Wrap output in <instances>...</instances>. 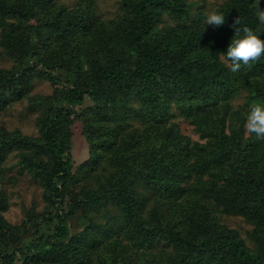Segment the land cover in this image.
<instances>
[{"label": "trees", "instance_id": "1", "mask_svg": "<svg viewBox=\"0 0 264 264\" xmlns=\"http://www.w3.org/2000/svg\"><path fill=\"white\" fill-rule=\"evenodd\" d=\"M258 3L224 1L214 28L190 0H120L109 22L91 0H0L13 62L0 70V110L27 101L38 129H0V184L15 181L13 155L44 203L13 225L0 185V264H264V139L244 129L264 104V56L236 73L219 58L236 18L264 40ZM36 79L52 93L32 95ZM76 120L88 157L74 166ZM222 215L252 227L250 245Z\"/></svg>", "mask_w": 264, "mask_h": 264}, {"label": "rangeland", "instance_id": "2", "mask_svg": "<svg viewBox=\"0 0 264 264\" xmlns=\"http://www.w3.org/2000/svg\"><path fill=\"white\" fill-rule=\"evenodd\" d=\"M83 1L88 0H58L59 3L73 9L80 5ZM94 5L95 13L98 17L109 22L114 19L119 13L120 0H91ZM195 3V6L202 7L204 11L216 10L226 0H190ZM261 10H264V0H260ZM29 63L35 62L34 57L28 58ZM13 66L12 60L0 50V70L10 69ZM53 91L52 85L46 80L36 79L33 84L32 95H50ZM241 103V101H237ZM37 112L30 111L28 102L16 103L6 110H0V129L19 130L21 134L26 136H38L36 127ZM183 133L190 136L194 141L202 142L197 132L188 122L178 119ZM82 122L76 120L74 124V137L71 139V154L74 161V166L80 164L88 157V145L85 138L82 136ZM18 158L11 156L6 163L9 168L7 177L15 181H7L0 184L5 194L8 195V210L4 216L6 220L13 225H22L27 220V211L33 210L36 214L42 212L44 203L42 199L41 188L27 173L19 171L16 164ZM4 185V186H3ZM76 219L70 221V224H75ZM220 222L230 229H235L244 239L247 245H250L248 233L252 227L241 217L222 215ZM75 229V228H72ZM76 230V229H75Z\"/></svg>", "mask_w": 264, "mask_h": 264}, {"label": "clouds", "instance_id": "3", "mask_svg": "<svg viewBox=\"0 0 264 264\" xmlns=\"http://www.w3.org/2000/svg\"><path fill=\"white\" fill-rule=\"evenodd\" d=\"M260 0L256 6V16L261 28H264V10H261ZM206 25H212L214 28L222 26L225 23L224 14L216 10L205 12ZM234 38L231 40L226 55L220 53V60L224 62L231 72L236 73L241 66H247L254 61H258L264 56V40L260 38L257 31L251 28H240V20L236 18L233 21ZM241 31L243 35H241ZM244 129L247 135L254 134L257 138L264 139V104L253 103L249 107L246 115Z\"/></svg>", "mask_w": 264, "mask_h": 264}]
</instances>
